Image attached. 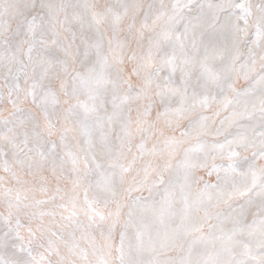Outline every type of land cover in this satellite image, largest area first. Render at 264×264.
Instances as JSON below:
<instances>
[{
  "label": "snow or ice",
  "instance_id": "obj_1",
  "mask_svg": "<svg viewBox=\"0 0 264 264\" xmlns=\"http://www.w3.org/2000/svg\"><path fill=\"white\" fill-rule=\"evenodd\" d=\"M0 264H264V0H0Z\"/></svg>",
  "mask_w": 264,
  "mask_h": 264
}]
</instances>
